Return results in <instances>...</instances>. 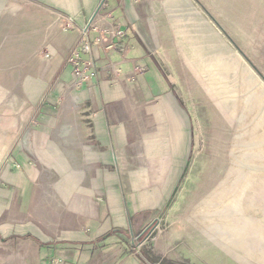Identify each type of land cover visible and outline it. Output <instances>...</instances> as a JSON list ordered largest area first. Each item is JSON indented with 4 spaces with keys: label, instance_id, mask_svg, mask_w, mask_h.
Wrapping results in <instances>:
<instances>
[{
    "label": "crops",
    "instance_id": "crops-1",
    "mask_svg": "<svg viewBox=\"0 0 264 264\" xmlns=\"http://www.w3.org/2000/svg\"><path fill=\"white\" fill-rule=\"evenodd\" d=\"M104 1L103 14L125 36L117 40L119 50H104L91 31L92 53L83 60L91 61L95 75L70 89L74 76L66 62ZM0 2L15 6L18 0ZM28 2L40 4L57 27L46 44L48 58L11 61L21 62V69L0 76V101L7 99L0 110V264H40L54 254L66 264H147L129 251L131 239L166 209L187 171L192 113L200 112L201 124L208 121L210 97L215 116H224L218 99L225 103L226 91L205 85L215 78L209 62H241V49L252 62L260 61L263 43L253 46L252 33L264 24V14L250 0ZM242 5L256 12L248 23L255 28L246 35ZM226 14L233 31L225 25ZM218 69L225 75L223 63ZM261 72L260 80L250 75L256 83L250 109L232 105L233 115L244 118L243 128L260 134L264 65ZM256 141L260 152L251 159L252 175L264 178V140ZM253 191L248 210L255 214L241 221L231 246L240 259H264V185ZM177 202L169 211H176ZM53 210L76 214L64 223L48 222L46 212ZM193 226L208 250L207 226Z\"/></svg>",
    "mask_w": 264,
    "mask_h": 264
},
{
    "label": "rangeland",
    "instance_id": "rangeland-1",
    "mask_svg": "<svg viewBox=\"0 0 264 264\" xmlns=\"http://www.w3.org/2000/svg\"><path fill=\"white\" fill-rule=\"evenodd\" d=\"M251 1V5L253 2L256 4V11L264 14V0ZM3 4L1 5L0 2V76L9 75L14 71L18 73L21 69V62L15 64L11 61H21L27 57L48 58L49 51L46 49V44L51 33L55 31L53 29L57 27L46 18L47 14L43 12L40 4L33 2L31 5L28 0H18L15 6H9L4 2ZM251 5H242L238 11L245 17L239 19L246 30L241 29L242 32H246L243 35H246L250 28H255L253 25H248L251 22L249 16L256 13L253 12ZM261 14L259 17L262 16ZM226 17L228 18L225 19V25L233 31L227 20L231 19V16L229 18L226 14ZM263 29L264 24L255 29L256 34L252 33V39L255 40L253 46L260 47L263 43V55L260 61L252 62L250 52L241 49V53L246 57L241 54V62H209L215 78L214 82L210 78L205 85L209 90L212 88L216 91L222 86L226 91L225 103L223 98L218 99L220 106L225 104L224 116H215L217 115L216 100L210 97L207 101L213 114L209 112L210 118L208 121L204 120L206 124L204 122L201 124L200 112L192 113L193 150L188 154L187 171L178 179L176 192L170 196L166 209L159 212L145 230L131 239L132 246L129 247V251L140 261L143 260L147 264H249V262L264 264V259L261 258L240 259L231 248L234 237L242 228L241 221L248 223L249 214H255L254 209L248 210L249 205L251 208L249 201L255 197L253 190L264 185V178L253 177L254 168L251 165V159L260 152L259 148L255 149L258 147L256 140L260 139L262 145L264 129L260 131L261 134L248 131L243 128L244 118L240 120L232 113L234 103L241 105L242 111L250 109L253 99L250 90L256 84L250 75L255 74L260 80L259 73L262 74L261 69L264 65ZM226 32L229 33L227 28ZM226 41L228 42L227 38ZM222 63L225 75L217 71L220 70L218 68ZM1 85L7 86L8 82ZM193 85L195 86L196 83L194 82ZM245 91L247 93H244ZM6 101L7 99L0 101V110L3 109ZM198 103H201L200 100ZM259 117L262 121L258 119L256 122L263 128L264 117L261 115ZM251 136L254 139H249ZM201 142L204 145L203 149ZM189 175H191L190 179ZM175 201H179L176 211H169L170 205ZM202 203L205 210L201 209ZM190 205L192 208L195 207L193 211L185 209L190 208L188 207ZM46 213L50 217L49 220L47 219L48 222L54 223L67 222L76 214L66 210ZM260 216L257 215L259 218ZM250 217L253 222L256 220L254 216ZM202 224L207 226L209 231L208 250L201 247L200 233L193 226L200 227ZM218 234L224 235L226 239L230 238V241H220L221 236ZM243 252H247V248ZM60 258L54 254L40 261V264H66Z\"/></svg>",
    "mask_w": 264,
    "mask_h": 264
},
{
    "label": "built area",
    "instance_id": "built-area-1",
    "mask_svg": "<svg viewBox=\"0 0 264 264\" xmlns=\"http://www.w3.org/2000/svg\"><path fill=\"white\" fill-rule=\"evenodd\" d=\"M107 7V2H102L94 18L85 28L80 30L77 43L66 62L72 68L74 76V80L69 86L70 89L81 88L90 77L95 75L94 71L96 69L92 66L91 61L83 60V55H91L92 53L91 31L99 34L94 41L96 45L101 46L104 50H119L116 44L117 40L124 38L125 34L118 25L108 21L109 15L103 14ZM71 28L72 22L68 21L67 29ZM113 72L118 73L119 70L115 69ZM66 89L68 91V87Z\"/></svg>",
    "mask_w": 264,
    "mask_h": 264
}]
</instances>
